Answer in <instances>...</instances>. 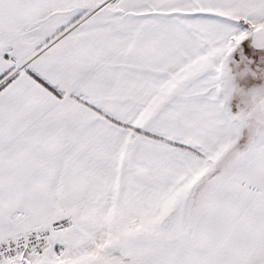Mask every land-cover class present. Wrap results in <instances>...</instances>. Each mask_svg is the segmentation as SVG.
I'll return each instance as SVG.
<instances>
[{
	"label": "snow or ice",
	"instance_id": "snow-or-ice-1",
	"mask_svg": "<svg viewBox=\"0 0 264 264\" xmlns=\"http://www.w3.org/2000/svg\"><path fill=\"white\" fill-rule=\"evenodd\" d=\"M246 39L264 0H0V264H264Z\"/></svg>",
	"mask_w": 264,
	"mask_h": 264
},
{
	"label": "rangeland",
	"instance_id": "rangeland-1",
	"mask_svg": "<svg viewBox=\"0 0 264 264\" xmlns=\"http://www.w3.org/2000/svg\"><path fill=\"white\" fill-rule=\"evenodd\" d=\"M240 27H243L242 25H240ZM241 47L244 49V51L249 54L250 56H252L253 61H258L259 57L261 55H264V49H255L254 46L251 45L250 40L246 39L244 41L241 42ZM234 57L238 58L239 57V52L238 51H234V53L232 54ZM229 64L231 66L232 61H229ZM255 66V63L254 65ZM261 67H264V62H262L260 64ZM257 82H260L259 80Z\"/></svg>",
	"mask_w": 264,
	"mask_h": 264
}]
</instances>
